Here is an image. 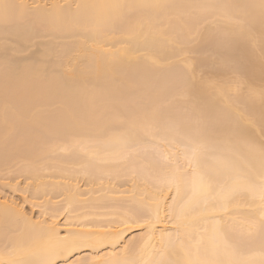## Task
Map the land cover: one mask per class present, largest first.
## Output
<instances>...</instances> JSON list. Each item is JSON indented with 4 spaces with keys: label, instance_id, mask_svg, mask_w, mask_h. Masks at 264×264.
<instances>
[{
    "label": "bare ground",
    "instance_id": "obj_1",
    "mask_svg": "<svg viewBox=\"0 0 264 264\" xmlns=\"http://www.w3.org/2000/svg\"><path fill=\"white\" fill-rule=\"evenodd\" d=\"M8 2L42 27L28 59L0 64V192L22 200L0 196V252L40 264L57 232L123 228L155 197L153 229L83 254L264 264V0ZM190 163L209 186L183 177L177 194L166 185Z\"/></svg>",
    "mask_w": 264,
    "mask_h": 264
},
{
    "label": "snow or ice",
    "instance_id": "obj_2",
    "mask_svg": "<svg viewBox=\"0 0 264 264\" xmlns=\"http://www.w3.org/2000/svg\"><path fill=\"white\" fill-rule=\"evenodd\" d=\"M20 8V5L10 3L8 0H0V64L6 71L15 68L18 57L29 58L25 49L28 52L32 51L34 39L40 35L42 27L41 22L29 18L26 13L19 11ZM42 55L48 56L49 52L45 51ZM234 80L236 86L240 87L239 78L234 77ZM168 163L171 165L172 162L169 161ZM189 168L191 172L176 164L166 186L174 188L178 194L181 178L192 176L194 186L205 191L209 186L208 179L197 173L193 164L190 163ZM168 199H173V203H175L173 197ZM261 200L264 201V188L261 189ZM161 206L160 199L153 197L150 203L146 202L140 207L134 208L127 219L119 222L123 228L111 223L102 225L87 221L85 226L79 230L69 229L63 235L57 232L56 243L46 250L40 264H120L119 261L107 257L90 256L83 253L88 250L99 249L102 245H115L126 229H153L160 222ZM176 222L177 231L184 226V223L188 222L183 211L176 217ZM259 231L264 237V217L260 220ZM220 240L226 248L233 249L246 242L243 232L234 241L230 242V239L223 235H221ZM112 255L114 254H109V256ZM0 257H3L0 259V264H25L15 247L6 246L5 250L0 252ZM58 258L63 259L58 261ZM196 264H201V262H196ZM208 264H218V262H208Z\"/></svg>",
    "mask_w": 264,
    "mask_h": 264
},
{
    "label": "rangeland",
    "instance_id": "obj_3",
    "mask_svg": "<svg viewBox=\"0 0 264 264\" xmlns=\"http://www.w3.org/2000/svg\"><path fill=\"white\" fill-rule=\"evenodd\" d=\"M10 188V187H9ZM3 190V192H0V196H3V194H5L7 197H9L10 196V198L12 197V198H14V200H16V202H19L20 203V201H22V200H20L21 199V196H20V194H18L17 192L16 193H14V191H12V190H10V189H8L7 187H6V189H2ZM2 193V194H1ZM4 195V196H5ZM18 196V197H17ZM11 198V199H12ZM20 198V199H19ZM21 204H22V202H21ZM27 204V203H26ZM26 204H24V207L26 208V210L28 211V212H31L32 210H30V209H32L29 205H26ZM35 211V210H34ZM33 211V214L34 213H36L37 214V212L35 211L34 212ZM35 215V214H34ZM37 216V215H36ZM137 230H134V232H136Z\"/></svg>",
    "mask_w": 264,
    "mask_h": 264
}]
</instances>
